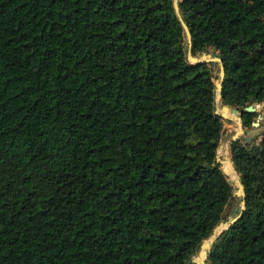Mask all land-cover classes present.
Listing matches in <instances>:
<instances>
[{
	"label": "trees",
	"instance_id": "1",
	"mask_svg": "<svg viewBox=\"0 0 264 264\" xmlns=\"http://www.w3.org/2000/svg\"><path fill=\"white\" fill-rule=\"evenodd\" d=\"M178 5L246 132L206 264H264V0ZM215 93L174 0H0V264H188L235 196Z\"/></svg>",
	"mask_w": 264,
	"mask_h": 264
},
{
	"label": "water",
	"instance_id": "2",
	"mask_svg": "<svg viewBox=\"0 0 264 264\" xmlns=\"http://www.w3.org/2000/svg\"><path fill=\"white\" fill-rule=\"evenodd\" d=\"M174 9L176 12V15L178 19L180 20V23L185 31L187 41H188V60L189 63L192 65H200V64H218L220 67V76H219V81L216 82V93H215V104H216V113L219 115L221 118L226 120L228 115L234 116L233 122H236L238 124V132L236 135L233 137L232 141L230 143H222L218 155H217V162L222 165V170L224 171L226 178L228 182L233 186L234 190H237L235 193V196L238 198H242V206L241 210L238 215L235 216V218L229 220L228 222L220 223L214 230L213 234L206 239L201 248L200 251L197 255L198 259H192L189 261L188 264H206L207 258L209 256V251L213 247V245L216 243L217 240H219L234 224H236L238 221H240L243 217L244 210L246 208V203H245V190L242 185L240 176L236 172V170L233 167L232 162L230 161L231 168L234 170V173L237 176V188L235 186V182L230 179V177L227 174V169L224 166L223 163V154H228L229 155V149L230 147L238 142L242 136L246 135V132L244 130V124L241 118V114L237 109L230 108L228 106H223L222 105V90H223V85L225 81V67L222 59L218 57H214L210 52H207L201 56L200 59L194 58L193 56V38L191 35V32L189 30L188 25L185 23L184 19L182 18L180 14V9L178 5V0H174ZM256 109L253 107H250L247 109V112H255ZM248 141H250V138H248ZM238 211V209H237ZM236 211V212H237ZM200 260V261H199Z\"/></svg>",
	"mask_w": 264,
	"mask_h": 264
},
{
	"label": "rangeland",
	"instance_id": "3",
	"mask_svg": "<svg viewBox=\"0 0 264 264\" xmlns=\"http://www.w3.org/2000/svg\"><path fill=\"white\" fill-rule=\"evenodd\" d=\"M209 52L212 54V50L211 49L209 50ZM200 58H201V56L198 57L197 59H200ZM212 65L215 68V81L218 82L219 81V76H220V67H219L218 64H212ZM257 111L260 112L261 116L263 117V119H262V121L260 123L261 124V129L263 130L264 129V125H263V123H264V105L257 106ZM230 117L234 118V116H230ZM238 130H239L238 129V124L236 122L232 121L231 123H228L227 120H225L224 137H223L222 143H230L232 141L233 137L238 132ZM242 138H244V136H242ZM228 158L229 159L225 158L224 154H223V160L224 161H231V159H230V149H229ZM235 186L237 188V184L236 183H235ZM234 191L236 193L237 190H234ZM241 206H242V198H238L237 196H234L233 202L226 209V216H225L223 222L226 223L229 220L235 218V216L239 214V212L241 210ZM237 209H238V211H237ZM193 259H198V257L196 256Z\"/></svg>",
	"mask_w": 264,
	"mask_h": 264
},
{
	"label": "bare ground",
	"instance_id": "4",
	"mask_svg": "<svg viewBox=\"0 0 264 264\" xmlns=\"http://www.w3.org/2000/svg\"><path fill=\"white\" fill-rule=\"evenodd\" d=\"M226 120H229V121H233V118L232 117H230V116H227V118H226ZM224 157L225 158H227V159H229L228 158V155L225 153L224 154ZM223 158V157H222ZM223 163H224V166L226 167V169H227V174H228V176H229V174L231 175V178L230 179H232L235 183H237V176H236V174L234 173V170L231 168V165H230V161H224L223 160ZM230 177V176H229Z\"/></svg>",
	"mask_w": 264,
	"mask_h": 264
}]
</instances>
